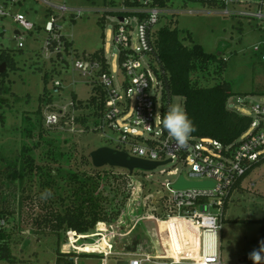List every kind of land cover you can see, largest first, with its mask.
<instances>
[{
  "label": "rangeland",
  "instance_id": "1",
  "mask_svg": "<svg viewBox=\"0 0 264 264\" xmlns=\"http://www.w3.org/2000/svg\"><path fill=\"white\" fill-rule=\"evenodd\" d=\"M179 3L193 9L204 7L183 0H177L174 7ZM51 4H65L70 10L80 11V15L72 11L62 13ZM128 6L125 0H0V7L10 13L0 17V31H3L0 56L7 51L16 61L14 68L5 67L2 73L7 72L6 75L0 73V209L5 214L0 227L10 233L14 264H56L60 252L81 254L75 257L76 264H102L105 257H108L106 264H118L141 253L164 256L168 261L181 259L179 264H194L186 258L196 256L201 241L198 231L188 223L180 224L182 220L170 219L173 216L164 211L156 193L160 184L177 178L161 174V170L178 168L187 175L191 164L169 163L155 171L136 170L141 172L132 174L119 167L97 168L92 165V158L86 163L84 157L102 146L123 149L117 129L107 124L95 128L92 116H88L85 124L77 122L76 116L89 115L90 107L70 108L59 124L46 122L47 114L69 106L74 100L73 93L84 106L88 103L92 83L75 69L78 59L102 50L111 65V73L120 75L116 26L119 13L128 10ZM19 14L35 24L32 32H23L15 19ZM49 20L60 24L62 35L73 42L72 53H65L61 61L55 62L43 54L48 38L44 27ZM169 22L179 29L185 44H199L206 52L221 53L227 59L222 77L230 82L233 92L228 107L255 118L253 106L264 103V30L256 23L212 13L167 16L156 27ZM132 26L136 48V19H132ZM18 31L21 33L16 37ZM256 45L261 47L260 51L254 50ZM215 67L211 65L209 73L203 74L204 84L213 85L220 79ZM46 73L48 82L44 79ZM57 79L63 81V89L60 94H53ZM45 92L53 94L50 103ZM42 97L44 102H40ZM174 103L184 108L181 97H174ZM134 106L133 97L125 119L130 118ZM161 107L159 100L158 112ZM118 124L123 128L126 123L120 120ZM251 132L250 128L241 137ZM29 155L34 159L32 170L25 162ZM73 173L82 176L89 185L87 188L94 189L95 194L103 193L109 201L105 209L110 220L98 223L83 236L64 229L57 232L53 224L43 221L48 213H64L78 201L77 190L82 180L75 179ZM119 175H130L134 180L130 199L122 196L119 182L113 180ZM244 186L233 192L225 212L221 257L226 264L249 258L254 249L261 250L258 220L264 218V162L249 173ZM46 189L51 191V196H42ZM150 193L154 196L144 208L143 201ZM69 233L75 235L71 242ZM65 238L67 243H60ZM86 253L92 255L82 256Z\"/></svg>",
  "mask_w": 264,
  "mask_h": 264
},
{
  "label": "built area",
  "instance_id": "2",
  "mask_svg": "<svg viewBox=\"0 0 264 264\" xmlns=\"http://www.w3.org/2000/svg\"><path fill=\"white\" fill-rule=\"evenodd\" d=\"M138 1V5H129L128 10L119 13L115 42L120 52V75L111 73V65L105 55L103 60L92 59L86 55L78 59L74 67L84 77L87 76L91 83L96 81L103 87L106 93L105 104L98 123L94 126L101 129L107 124L117 129L120 132L118 142L123 146V149L119 148L120 150L126 151L129 156L149 161L163 162L171 159L169 163L177 162L186 166L191 164L187 175L181 173L178 168L160 171L161 174L176 175L177 178L167 179L156 189L158 202L162 204L169 217L183 218L192 225L194 231H198L201 239L198 254L186 259H192L194 264H226L223 263L221 257L223 247L221 233L225 220V204L229 202L233 192L243 184L257 164L264 162V103L253 106L256 117L250 125L252 132L246 137L239 138L233 145L226 146L214 139L195 137H191L184 146L178 145L155 119L157 113L163 118L167 108L161 96V81L150 58L153 53L151 39L156 26L163 18L184 13L222 14L256 23L264 30V0H183L186 3L203 5L204 7L200 9L187 8L182 3L174 7L177 0ZM51 6L62 13L72 11L76 16L80 15V11L70 10L65 4H51ZM9 14L5 8L0 7V17ZM15 19L22 25L23 32H32L35 29V24L27 20L24 15L19 14ZM132 19L137 20L135 31L138 46L136 48L133 46ZM44 29L48 32L43 51L45 58L56 62L61 61L65 53H72L71 48L67 49L66 44V41L70 40L62 35L60 24L55 20H49ZM20 33L18 31L16 37ZM1 35L3 31H0ZM19 46L22 47L23 43L20 42ZM260 49L259 45L254 47L255 51H260ZM53 53L55 56L52 55ZM53 86V94H60L63 81L57 79ZM53 94L50 93L52 97ZM133 97L135 98L133 113L129 119H125ZM159 100H161L162 107L158 112ZM74 105L73 100L68 107L61 109L58 107L60 110L57 112L47 114V124H59L62 118L67 116L69 109L74 108ZM120 120L126 123L123 128L118 124ZM209 150L215 153L212 154ZM164 165L158 166L156 170ZM181 176L188 181H209L213 185L175 188L174 184ZM252 186H255L254 182ZM153 196V193L146 196L143 201L144 208ZM215 209H219V212ZM70 233L71 242L76 232L73 236ZM258 252H260L261 259L256 264H264V251ZM107 260L108 257H105L102 264H106ZM180 261L181 259L176 258L168 261L164 256L141 253L133 254L128 264H179ZM231 264H253V261L246 258Z\"/></svg>",
  "mask_w": 264,
  "mask_h": 264
},
{
  "label": "trees",
  "instance_id": "3",
  "mask_svg": "<svg viewBox=\"0 0 264 264\" xmlns=\"http://www.w3.org/2000/svg\"><path fill=\"white\" fill-rule=\"evenodd\" d=\"M125 3L126 5H138L139 1L125 0ZM151 43L153 53L150 58L161 81V96L165 107L168 109L174 97H181L184 102V109L196 127V131L192 133L191 137L214 139L226 146L235 144L250 128L253 117L241 114L228 107V100L233 95V92L230 82L222 77V73L226 69L227 59L221 53L206 52L199 44L191 46L185 44L180 36L179 29L171 25L170 22L155 29ZM66 44L67 49L73 46L72 41L67 40ZM89 56L92 59H104L102 50ZM0 58L6 66L14 68L16 61L9 52L4 51ZM211 65L216 66L215 72H217L220 79L213 85H206L203 83L202 78L204 77L203 74L209 73ZM6 73L4 72L2 75H6ZM48 78V73H46L44 76L46 82H48ZM91 86L92 93L86 106H84L82 100L78 99L76 93L72 94L75 110H79L82 107H90V110H92L89 115L76 116L75 120L84 124L88 122V116H92L94 123H98L106 99V93L100 84L94 81ZM46 94H48L47 102L50 103L53 97L50 93L45 92ZM44 101L43 97L40 98V102ZM38 110L41 111V107ZM24 150L26 151L27 148L24 147ZM90 156L84 157L86 163L91 162L89 161L91 160L89 159L91 158ZM25 162L30 165V170H32L34 167L32 155L27 156ZM262 163H258L257 166ZM73 177L82 180L80 189L77 190L78 201L67 207L64 213H48L43 221L53 224V229L57 232L64 229L66 232L74 231L76 234H87L98 223L110 220L105 209V205L109 201L103 193L95 194L94 189L90 190L87 188L89 185L83 181L82 176L73 173ZM113 180L119 182L122 196L125 199H130L134 190L132 177L130 175H119L114 176ZM227 207L228 201L225 204V212ZM4 215V210L0 209V220L4 218ZM258 221L261 224L263 238L264 218ZM10 238V233L0 227V263L2 261L15 263ZM64 240L60 243H67V239L65 238ZM80 255L73 252H60L56 264H76L75 257ZM91 255L82 254V256Z\"/></svg>",
  "mask_w": 264,
  "mask_h": 264
},
{
  "label": "water",
  "instance_id": "4",
  "mask_svg": "<svg viewBox=\"0 0 264 264\" xmlns=\"http://www.w3.org/2000/svg\"><path fill=\"white\" fill-rule=\"evenodd\" d=\"M123 18L121 17V20ZM6 67L5 63L0 65V73L4 71ZM91 158L95 167H119L127 169L131 174L136 170L142 171H155L160 165L171 162L168 161H149L139 157L129 156V154L120 149H116L109 146H102L91 152ZM213 183L209 181H188L183 176L174 184L175 188H186V187H200V186H212ZM136 250V249H135ZM118 264H128V261H119Z\"/></svg>",
  "mask_w": 264,
  "mask_h": 264
},
{
  "label": "clouds",
  "instance_id": "5",
  "mask_svg": "<svg viewBox=\"0 0 264 264\" xmlns=\"http://www.w3.org/2000/svg\"><path fill=\"white\" fill-rule=\"evenodd\" d=\"M155 119L167 131L168 136L180 146L186 145L192 133L196 131L193 121L189 118L185 109L179 104H170L163 118L157 113ZM45 194L51 196L52 193L46 189L42 196ZM260 249L264 251V241L261 242ZM249 258L253 261V264H256L261 259L260 252L254 249L249 254Z\"/></svg>",
  "mask_w": 264,
  "mask_h": 264
},
{
  "label": "bare ground",
  "instance_id": "6",
  "mask_svg": "<svg viewBox=\"0 0 264 264\" xmlns=\"http://www.w3.org/2000/svg\"><path fill=\"white\" fill-rule=\"evenodd\" d=\"M170 219H173L174 221H179V220H182V221H180L179 223L181 224V223H188L185 219H183V218H179V217H171ZM189 224V223H188ZM174 225V224H173ZM189 225H191V224H189ZM173 228H175V229H177V227L174 225V226H172ZM191 227H192V225H191ZM193 228V227H192ZM198 254V251H197V253H196V255Z\"/></svg>",
  "mask_w": 264,
  "mask_h": 264
},
{
  "label": "crops",
  "instance_id": "7",
  "mask_svg": "<svg viewBox=\"0 0 264 264\" xmlns=\"http://www.w3.org/2000/svg\"><path fill=\"white\" fill-rule=\"evenodd\" d=\"M244 182H245V181H244ZM244 182H243L242 185L238 186L237 189H244V188H245V186H244ZM224 218H225V217H224ZM221 243H222V233H221ZM78 252H80V251H78ZM84 252H87V251H84Z\"/></svg>",
  "mask_w": 264,
  "mask_h": 264
}]
</instances>
